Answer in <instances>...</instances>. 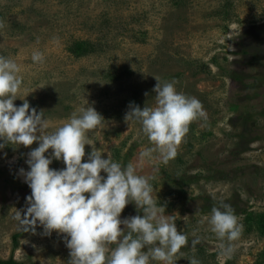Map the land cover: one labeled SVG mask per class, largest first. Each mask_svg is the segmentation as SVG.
Segmentation results:
<instances>
[{
	"label": "rangeland",
	"instance_id": "374dc122",
	"mask_svg": "<svg viewBox=\"0 0 264 264\" xmlns=\"http://www.w3.org/2000/svg\"><path fill=\"white\" fill-rule=\"evenodd\" d=\"M0 56L20 68L14 103L43 110L50 132L87 104L103 116L86 138L105 158L152 178L154 199L188 239L176 264H264V0H0ZM155 76L205 112L167 163L158 151L141 159L154 146L138 121L125 120L131 104L156 106ZM35 147L0 150V260L68 264L65 234L25 231L15 218L31 194L19 170ZM220 200L242 226L231 254L201 223ZM137 214L131 202L121 219Z\"/></svg>",
	"mask_w": 264,
	"mask_h": 264
},
{
	"label": "clouds",
	"instance_id": "9594fccd",
	"mask_svg": "<svg viewBox=\"0 0 264 264\" xmlns=\"http://www.w3.org/2000/svg\"><path fill=\"white\" fill-rule=\"evenodd\" d=\"M32 59L41 62L44 57L35 52ZM19 73L14 60L0 56V150L7 145L28 147L38 142V147L27 153L29 168L19 170L31 188L26 208L15 217L19 224L25 231L36 232L39 226L44 235L54 230L65 234L68 264H176L188 239L178 231L175 217L166 216L165 206L154 199L152 178L138 175L131 162L124 166L109 154L105 158L86 138L90 130L102 126L103 116L87 104L79 114L73 113L69 122L50 132L43 110H30L26 99L20 106L14 103L22 85ZM156 80V106L131 104L125 120L138 121L154 146L145 148L141 159H150L158 151L167 163L178 155L191 123L205 112L201 102L179 92L174 81ZM86 145H92V150L84 161ZM54 160H62L66 167H50ZM131 202L138 214L121 219ZM204 222L219 239L229 242L221 247L225 254H231V242L242 235L232 206L220 200L211 214L202 218ZM198 243L199 238L194 239L193 247ZM112 244L116 247L110 248ZM190 264L200 262L192 259Z\"/></svg>",
	"mask_w": 264,
	"mask_h": 264
},
{
	"label": "trees",
	"instance_id": "16d2710c",
	"mask_svg": "<svg viewBox=\"0 0 264 264\" xmlns=\"http://www.w3.org/2000/svg\"><path fill=\"white\" fill-rule=\"evenodd\" d=\"M19 236H15V239H17ZM0 264H24L22 262H19L15 259H9V260H0Z\"/></svg>",
	"mask_w": 264,
	"mask_h": 264
}]
</instances>
